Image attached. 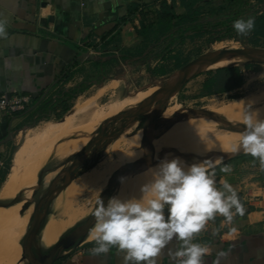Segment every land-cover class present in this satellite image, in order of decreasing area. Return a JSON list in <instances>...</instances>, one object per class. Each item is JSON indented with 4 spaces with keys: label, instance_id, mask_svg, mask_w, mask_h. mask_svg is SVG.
I'll return each instance as SVG.
<instances>
[{
    "label": "crops",
    "instance_id": "0c3cea01",
    "mask_svg": "<svg viewBox=\"0 0 264 264\" xmlns=\"http://www.w3.org/2000/svg\"><path fill=\"white\" fill-rule=\"evenodd\" d=\"M180 1L0 0V21L5 22V34L0 36V95L18 94L32 99L26 112L0 120V153L9 143L10 134L26 127L30 117H38L37 112L57 113L49 111L46 105L53 96H59L54 103L70 93L80 96L86 85L108 79L118 71L128 80L132 67L147 76L153 75L156 70L151 68L147 56L151 47H160L167 37L160 38L149 24L160 13L162 2L173 7L176 15H185ZM213 1L205 0L196 6L201 12L197 21L210 19L202 17L207 16L204 9L212 11L209 7ZM162 80L155 79L132 94L139 95ZM97 97L79 98L62 120L47 124L35 139L80 135L90 128L96 133L101 123L118 115L96 123L101 113L96 108ZM84 117L86 120L79 123ZM23 139L31 142L28 137ZM243 162L227 160L215 169L217 187H221V179L231 184L245 214L236 215L231 224L217 215L205 231L195 236L193 243L210 250L204 264H214L217 259L219 264H264V171L259 160L251 167H244ZM225 164L231 166L230 173L220 171ZM1 165L2 162L0 175ZM4 182L1 180L0 197ZM233 227L237 232L228 236ZM181 246L182 242L173 239L162 249L157 264H175L170 252ZM96 247L95 241H84L54 264H124L123 254L117 248H111L107 254H94ZM220 252L225 255L218 257Z\"/></svg>",
    "mask_w": 264,
    "mask_h": 264
},
{
    "label": "rangeland",
    "instance_id": "374dc122",
    "mask_svg": "<svg viewBox=\"0 0 264 264\" xmlns=\"http://www.w3.org/2000/svg\"><path fill=\"white\" fill-rule=\"evenodd\" d=\"M209 9V11L204 9L203 12H206L207 16L202 17L210 18L209 20L196 23L187 22L183 28L176 30L171 37H168L160 47L156 44L150 48V55L147 56L151 61L150 66L155 70H165L164 76H147L146 73L139 72L138 68L132 67L128 80H124L121 71L114 72L108 79L86 85L84 94L74 95L70 100V110L79 98L86 100L98 95L95 100L96 108L101 109L99 119L96 121L98 123L116 114L134 110L143 99V92L139 95L132 93L144 89L155 79H165L190 61L210 51L212 44L213 50L216 51L241 49L242 46L264 48V38H258V42H255L251 32L244 36L243 40L235 35L234 38L230 37L223 42L215 43V39L223 34V29L218 28L221 23L228 19L243 18L246 20L249 17L259 16L264 13V0H242L235 4L226 0H214ZM157 59L159 62H155ZM250 65L249 70H244L243 85L229 93L207 95L203 89V83L209 71H204L183 84L176 98L169 101L157 116L154 128L160 117L174 109L186 110L181 112L182 118L174 120L171 116H164L160 119L152 132V155L149 167L143 172L125 175L113 190L112 196H117L135 179L145 174H152L154 167L163 159L170 160L173 156L180 155L177 158L191 165L201 162L207 158L204 156H209L208 154H218L219 149L203 151L197 149L194 143L203 132L210 130V135L214 136L219 125H234L235 123L243 125L241 119L244 107L239 112L233 110L237 102L254 101L253 107L260 109L264 115V64ZM243 66L240 67L243 68ZM156 91L158 87L151 86L146 92ZM195 110H201L206 117L195 115L193 112ZM37 113V118L30 117L26 121V127L13 133L9 143L0 153L2 182L5 178L8 181L12 175L17 178L13 194L7 198L0 197V264H17L19 259L21 262L23 240L31 225L37 203L46 194L57 175L72 164L75 157L83 151L89 139L95 134L90 128L80 135L37 140L36 135L47 124L56 123L67 114L60 120H56L54 114L49 117L41 111ZM85 120L86 117L82 118L79 123ZM143 124L126 141H122L120 135L106 149L75 172L79 175L51 204L48 225L43 227L38 243H55L60 237H54V234L61 227L70 226L73 229L77 224L85 221L94 211L97 199L103 198L109 179L126 165L142 164L145 147ZM101 125L93 139L99 136ZM120 127L121 122L116 123L115 127L109 124L106 133L117 132ZM192 135L195 136L194 139H197L194 143L190 139ZM23 137H28L31 142H25ZM241 155L243 154L237 157ZM185 156L192 160H183ZM242 160L244 167H251L256 161L252 156ZM70 230H67L62 237ZM50 246H40V249L45 250ZM20 251L21 257L19 258Z\"/></svg>",
    "mask_w": 264,
    "mask_h": 264
},
{
    "label": "clouds",
    "instance_id": "9594fccd",
    "mask_svg": "<svg viewBox=\"0 0 264 264\" xmlns=\"http://www.w3.org/2000/svg\"><path fill=\"white\" fill-rule=\"evenodd\" d=\"M254 27V17L233 22L237 35L247 36ZM4 34L5 22L0 21V36ZM240 103L244 105L241 119L244 129L229 151L251 155L259 160L264 171V115L253 107L254 101ZM221 164L222 157L206 158L191 165L180 158L163 159L152 170V179L141 185L140 199H121L117 195L106 204L102 198L97 199L95 224L89 235V240L97 244L92 250L94 254H107L115 247L123 254L124 264H157L162 249L175 239L182 242L179 249L170 252L175 264H204L210 250L193 243L195 236L205 231L208 222L217 215L231 224L236 215L245 214L231 184L221 179V187H217L215 169ZM231 170L227 164L220 168L224 173ZM236 232L233 227L228 236ZM224 255L218 253V257ZM214 264H219V259Z\"/></svg>",
    "mask_w": 264,
    "mask_h": 264
},
{
    "label": "water",
    "instance_id": "95a60500",
    "mask_svg": "<svg viewBox=\"0 0 264 264\" xmlns=\"http://www.w3.org/2000/svg\"><path fill=\"white\" fill-rule=\"evenodd\" d=\"M241 39L243 40L244 38L242 37ZM83 56L87 57L89 55L84 54ZM226 57H243L249 60L247 64H264V48L242 46V48L238 50L208 51L166 77L161 91L145 99L136 109L120 113L106 120L100 127L99 136L91 140L83 151L75 157L72 164L57 175L46 194L37 203L32 216L31 225L23 240L21 262L27 261L28 264H54L65 252L75 249L83 243L95 224L94 211L85 221L73 227V229L61 237L58 242L47 251H42L38 248L37 237L43 222L49 214L54 199L69 186L77 175H79V173H75L77 170L95 158L103 149H106L112 141L116 140L135 122H140V124L144 123V160L142 164H129L122 167L109 179L107 190L102 198L106 204L108 199L112 196L113 190L125 175L128 173L137 174L145 171L149 167L152 155L151 144L154 123L157 116L166 107L168 100L178 93L183 84L204 72L209 64ZM150 108H152L151 114L145 116L144 113ZM193 112L204 114L201 110H195ZM119 122H121V127L117 132L106 133L109 124L115 127L116 123ZM12 136L13 133L10 134L7 141L10 140Z\"/></svg>",
    "mask_w": 264,
    "mask_h": 264
},
{
    "label": "bare ground",
    "instance_id": "6f19581e",
    "mask_svg": "<svg viewBox=\"0 0 264 264\" xmlns=\"http://www.w3.org/2000/svg\"><path fill=\"white\" fill-rule=\"evenodd\" d=\"M218 42H223V41H217L215 43H218ZM212 46H213V44H212ZM222 50H238V49H222ZM212 51H216V50H211L210 52H212ZM218 51H221V50H218ZM248 61L249 60L247 58H243V57H226V58H222L221 60H219L217 62L209 64L205 68L204 71L215 70V68H222V67H240V66L246 65L248 63ZM164 83H165V79H163L162 82L159 83V84L152 85L153 88L158 87V91H156V92H152V93L146 92V91L149 90V88L151 86H149L147 89H145L143 91V99L138 103V105L140 103H142L145 99H147L149 97H152L153 95H156L157 93H159L161 91ZM174 98H176V94L172 98H170L168 100L167 104L169 103V101H171ZM243 101H245V103L248 102V100H243ZM243 107H244V105L242 103H240V101H239L236 104H234L233 110H235L236 112H239L240 109L243 108ZM151 111H152V108L148 109L144 113V115L145 116L150 115ZM184 111H186V110L185 109H177V110L174 109V110L170 111V113H168V114H166L164 116H166V117L171 116V117L174 118V120L175 119H180V118H182L181 117V112L183 113ZM194 114L198 115V116L206 117L204 114H199V113H194ZM164 116H162V117H164ZM162 117H160L157 120V122L155 124V128L159 124V121H160V119ZM141 126H142V124H140V122H135L133 125H131L127 130H125L123 132V134L120 136V139L122 141H126L131 135H133L137 130H139ZM168 127H167V129H168ZM167 129H166V131H167ZM243 129H244V125H240V124H237V123H235L234 125H231V124L225 125V124H223V125H219L217 127V129L215 130L216 134L214 136L210 135V132H209L210 130H209V131H207L205 133L203 132V134L198 138V140L194 139L195 138L194 135H192V137H190V139L193 140V143L197 140L196 143H194V145H196L198 147L197 149H201L203 151H206V149H213V150L219 149V153L218 154H212V155L208 154L209 156H204V158L207 157V158H212L213 160H215L216 158L222 157L223 158V162H225V161L233 158L236 155L245 154L243 151H240L238 153H231L229 151L230 147L238 141L240 133L243 131ZM97 132L89 139L88 142H90L97 135ZM178 156H180V155H175L172 158H177ZM183 160L189 161V160H192V158H189V157L185 156ZM123 178L120 181H122ZM16 179L17 178L14 175H12L8 179V181L5 182V184L3 186V190H2L3 194L1 195V198H2V196H3V198L4 197L5 198L10 197L13 194V190L15 189V185H16ZM151 179H152V174H145V175L135 179V181H133L132 183L128 184V186L125 187V190L119 192L118 196L121 199H130V198L140 199L141 196H142V194L140 192L141 185H143L145 183H148ZM116 187H115V189H116ZM48 221H49V214L46 217L45 221L43 222L42 228H41V230H40V232L38 234L37 246H38L39 249H40V246H44V247L49 246V245H51V246L48 247L45 250H42V251H47L48 249L53 247L58 242V240L62 237V235L64 233H66L67 230L71 229L70 226L61 227L58 230V232L54 234V237H60L55 243H49V244L48 243H44V242L38 243L39 238H40V236L42 234L43 227L48 225ZM89 234H90V232L88 233V235H87V237L85 239L87 241L89 240V238H88ZM20 257H21V251L19 253V258ZM17 264H28V263H27V261L20 262V259H19Z\"/></svg>",
    "mask_w": 264,
    "mask_h": 264
},
{
    "label": "trees",
    "instance_id": "16d2710c",
    "mask_svg": "<svg viewBox=\"0 0 264 264\" xmlns=\"http://www.w3.org/2000/svg\"><path fill=\"white\" fill-rule=\"evenodd\" d=\"M205 0H181L180 4L186 9L185 15H176L174 8L168 5L165 2L161 4V11L158 13L149 25V28L154 29V33L159 35V37H171V35L181 28L187 22H198V17L201 12L196 7L199 3L204 2ZM229 3L235 4L239 3L242 0H226ZM235 21V19H228L221 23L220 26L227 25L228 22ZM233 31L225 33L224 36L218 37L215 41L229 39L230 37L234 38L235 35H232ZM252 36L255 42H258V38H264V13L255 17V27L251 31ZM230 35V36H229ZM238 37V36H237ZM251 68L250 64H246L241 67H223L209 71L207 77L203 83V89L207 95L215 94H225L234 91L235 89L240 88L244 83V70H249ZM166 74L165 70L159 69L153 71L154 76H164ZM74 94H67L65 97L61 98L58 103L52 102L50 99L46 105L48 106L49 111H57L55 113V119L60 120L69 110H70V100H72ZM22 113H19L20 115ZM15 115V116H18ZM7 120H10L11 117H5ZM251 155L243 154L239 157L235 156L229 160L235 159H244ZM1 185V180H0Z\"/></svg>",
    "mask_w": 264,
    "mask_h": 264
},
{
    "label": "built area",
    "instance_id": "2783aa9c",
    "mask_svg": "<svg viewBox=\"0 0 264 264\" xmlns=\"http://www.w3.org/2000/svg\"><path fill=\"white\" fill-rule=\"evenodd\" d=\"M59 99V96H53L52 101L56 102ZM32 99L29 96L24 95H0V120H3L5 117H13L19 113L26 112L30 106ZM51 116V113L48 114Z\"/></svg>",
    "mask_w": 264,
    "mask_h": 264
},
{
    "label": "flooded vegetation",
    "instance_id": "af4514ba",
    "mask_svg": "<svg viewBox=\"0 0 264 264\" xmlns=\"http://www.w3.org/2000/svg\"><path fill=\"white\" fill-rule=\"evenodd\" d=\"M233 22H228L227 25H224V26H219L218 28L219 29H223V34L220 35V37L224 36L225 33L229 32V31H233L234 32V28H233ZM223 24V23H222ZM216 28V29H218ZM234 35H237L236 31L234 32ZM239 37V39H241L242 37L244 38L243 35H237Z\"/></svg>",
    "mask_w": 264,
    "mask_h": 264
}]
</instances>
